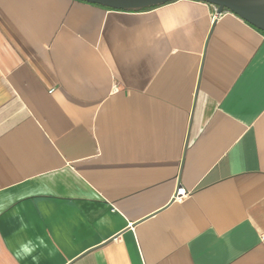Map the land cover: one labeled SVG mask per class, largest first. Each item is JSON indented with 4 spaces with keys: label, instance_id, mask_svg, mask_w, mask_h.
<instances>
[{
    "label": "crops",
    "instance_id": "obj_1",
    "mask_svg": "<svg viewBox=\"0 0 264 264\" xmlns=\"http://www.w3.org/2000/svg\"><path fill=\"white\" fill-rule=\"evenodd\" d=\"M0 264H264V32L0 0Z\"/></svg>",
    "mask_w": 264,
    "mask_h": 264
},
{
    "label": "water",
    "instance_id": "obj_2",
    "mask_svg": "<svg viewBox=\"0 0 264 264\" xmlns=\"http://www.w3.org/2000/svg\"><path fill=\"white\" fill-rule=\"evenodd\" d=\"M112 9L140 11L174 0H83ZM217 6L218 12L229 10L264 32V0H201Z\"/></svg>",
    "mask_w": 264,
    "mask_h": 264
},
{
    "label": "built area",
    "instance_id": "obj_3",
    "mask_svg": "<svg viewBox=\"0 0 264 264\" xmlns=\"http://www.w3.org/2000/svg\"><path fill=\"white\" fill-rule=\"evenodd\" d=\"M188 194L189 192L187 191V189L184 186H180V184H178L177 190L173 195V199L175 201H182Z\"/></svg>",
    "mask_w": 264,
    "mask_h": 264
},
{
    "label": "trees",
    "instance_id": "obj_4",
    "mask_svg": "<svg viewBox=\"0 0 264 264\" xmlns=\"http://www.w3.org/2000/svg\"><path fill=\"white\" fill-rule=\"evenodd\" d=\"M156 7V6H155ZM148 9V8H147ZM144 10H146V9H144Z\"/></svg>",
    "mask_w": 264,
    "mask_h": 264
}]
</instances>
